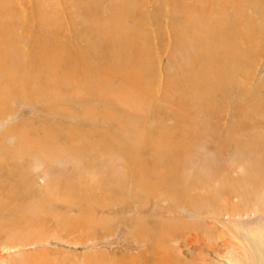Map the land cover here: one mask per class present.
<instances>
[{"label":"rangeland","instance_id":"rangeland-1","mask_svg":"<svg viewBox=\"0 0 264 264\" xmlns=\"http://www.w3.org/2000/svg\"><path fill=\"white\" fill-rule=\"evenodd\" d=\"M3 1L11 4L13 1L21 2ZM28 2H34L38 7L51 6L55 28L60 30L61 35L56 32V36L42 35L41 38L40 28L33 32V35L22 34L19 29V36H0V71L6 67L8 72L18 73V81L15 83L19 84L17 97L13 94L4 101L2 96L8 86H1L0 83V142L4 146V150H0V179L4 182H0L4 185L3 188L0 186V199H14L17 200V205L19 203V214H5V217L1 218L6 224L4 232L0 235L1 246L19 245L5 248L6 250L0 247V264H222L226 262L224 256L231 257L232 253L241 258L244 264H255L254 256L261 255L264 250V190L245 186L246 191L250 190L253 194L250 195L249 203L245 201L247 198L244 189H241L242 194L238 196L239 192L224 196L225 198L217 194L212 198L216 203L202 201V210L201 207L197 209L200 211L183 205L185 199H167L165 193L158 197L146 196L143 193L132 196L129 192L132 179L131 176L127 177L128 169L123 157L113 154L109 149L104 153L101 151L104 147L102 141L106 137L110 136L108 142L114 140L113 133L118 130V122L106 119L103 114H89L91 109L98 112L103 108L104 111L105 105H113V97H109L107 93L102 95L96 87L89 93L83 92L80 97L81 93L71 87L72 83L62 78L64 70L72 72V68H63L59 61L65 59L72 66L78 62L80 66H76L80 75L87 73L85 70L88 63L96 66L101 72H110V55L106 54L103 58L102 52H107L100 43L103 39L98 37L99 34L102 35L103 23L104 30L109 33H125L129 27L135 26L137 30L140 29L137 37L143 39L141 43L148 52L147 59L151 61L155 96L161 94L158 89L167 73L171 74L180 69L179 61L175 64L179 57L177 51L190 53L196 58L200 55L219 56L221 52L227 54L230 47L229 53L235 52L237 55L244 53L242 47L245 46L249 52L246 76L242 79L248 77L247 86L249 85L251 90H259L263 95L264 0H176L177 4L172 0H135L138 4L135 10L137 20L126 17V12L125 16L119 19L118 15H111L113 10L118 12L119 7L113 9L108 0H22L24 13L18 10L17 18L20 20L25 15L24 6H28ZM159 2L165 3L168 8L165 5H156ZM224 2L228 3L225 4L228 9L222 7ZM172 3L175 4L173 7ZM125 4H130L131 7V0ZM85 5L89 9L93 8L92 13L87 12ZM130 7L128 6V9ZM153 8L155 11H152ZM132 11L134 10L131 8L129 12ZM14 13L18 15L17 10H14ZM215 18H219L220 22L217 20L216 23ZM226 22H234L237 35L226 37L225 32L231 29L229 26L225 27ZM11 25L12 23L9 24L10 27ZM119 25L125 29L117 31ZM14 27L17 28L16 24ZM34 27H37V24ZM210 27L211 32L215 31L213 35L207 33ZM97 28L99 31H96ZM98 44L100 45L97 48ZM208 44L209 47L214 45L210 51L200 49V46ZM190 60L192 62H189V65L195 70L193 57ZM51 75L57 78V87L60 89L47 90L42 96L40 92H36L38 96L33 97L30 90L23 91L24 87L20 88L21 80L25 87H46L45 83L54 82L52 77L49 80ZM25 76H29L31 80L29 85L26 84L27 80H23ZM74 77L73 80L78 82L76 75ZM118 81H111V90H115L120 83ZM51 97L66 98L52 102L55 99ZM223 97V108L216 115L206 116L205 111L198 113L191 108L193 114L189 113L190 120L172 117L166 119L167 117L161 115L147 117L146 125L153 133H147V142L152 141L151 136L155 135L154 131L157 130L163 134L165 129H168L174 135L172 138L178 140L185 139L189 132L190 135H197L194 134L196 123L207 120V141L201 144L192 157L190 156L192 162L187 172L197 171L195 166L200 170L205 164V159H212L213 164L220 166L226 161V165L223 163L222 167L227 171V177L238 179L256 160L255 153L249 156L235 151L234 155V150L230 147L224 155L218 153L225 138L222 135L225 136L230 127H239L243 120L240 110L235 107L231 109L230 104L229 107L225 106L227 103L224 101V94ZM58 108L64 110V115L57 112ZM125 116L129 117L127 114ZM203 116H206L205 119ZM208 121L213 123L212 130L207 126ZM14 128H17V134L10 135L8 132ZM83 143H94L98 151L93 152L92 148L83 146L84 152H79L76 148ZM152 148L153 146L149 150L140 151L147 159H151ZM122 165H125V168ZM253 165L256 164L253 163L252 168ZM117 175L122 178H119L118 183L111 184ZM213 183L214 181L211 185L216 187V181ZM5 187L7 193H3L6 192ZM196 193L200 194L201 191L197 190ZM239 196H242V199ZM235 205L239 206L238 211H241L230 212L237 209ZM16 236H19V241H13ZM255 239L260 240L258 245ZM246 247L249 251L244 249ZM257 249L259 251L252 257V250ZM262 257L264 255L261 256L260 264H264Z\"/></svg>","mask_w":264,"mask_h":264},{"label":"bare ground","instance_id":"bare-ground-1","mask_svg":"<svg viewBox=\"0 0 264 264\" xmlns=\"http://www.w3.org/2000/svg\"><path fill=\"white\" fill-rule=\"evenodd\" d=\"M90 1H94V0H90ZM108 1L111 2V6L114 7L113 9H115L116 7H119V11L116 12L117 10H113L111 15L114 16L116 14V16L118 15V19H119L125 16L124 12H126L127 14L126 17H129V19L132 18V20L136 19L137 13L135 10L138 4L135 3V0H131V3H132L131 7H130V4H128L130 9L132 8L134 10L132 12H129L130 9H128L127 4H125V2H127L128 0H108ZM174 1H175V4H177L176 0H172V2ZM98 2H100V0H98ZM37 3L39 4V1ZM38 4H35L34 2H28V6H24L25 15L23 16L22 20H20L17 17H19V11L22 10V12L24 13L22 0L21 2L18 1L17 3L16 1L15 2L13 1L12 4L11 2L6 3L3 0H0V36H3V37L4 36H8V37L19 36V29L22 34L33 35V32L35 33V31L39 30L40 28H41L40 30L41 34L39 32L40 37L42 35L43 37H48V36H51V34L53 36V34H55L56 32H58L59 34L60 30L56 29L54 25L55 19H53V16L51 14V9H52L51 6L38 7ZM175 4L172 3V7ZM225 4H228V3L224 2L221 5H223L222 7L228 9V6L225 7ZM156 5H161V6L165 5L167 7L165 3L162 4L161 2H159ZM169 7H171V3L169 4ZM155 8L159 9V7L157 6H155ZM85 9L87 10L88 13H92L93 8L89 9L85 5ZM14 10H17L18 12L17 16L15 15ZM181 10H183V7L181 8ZM152 11H155V9L153 8ZM86 16L88 17V15ZM217 20L220 22L219 18L217 19L215 18L216 23H217ZM10 22L12 23L11 27L9 26V24H11ZM87 22H90V21H87ZM221 22L223 21L221 20ZM15 24L17 28L14 27ZM36 24H37V27H34ZM122 24L124 25V23ZM201 25H203V23ZM58 26L59 25H57V27ZM227 26H229V28L231 29L225 32L226 37H234V35L236 34L234 22H231L228 24L226 22L225 27ZM88 27L90 29V26ZM102 29H103L101 30L102 35L99 34L98 37H101V39H103V41L100 40V43L105 47L106 52H107V53H105L104 51H103L104 53L102 52V55H104L103 58H105L108 54L110 55L108 59V61L111 60V67H109L108 69L110 72H101V70L97 69L96 66L90 65L87 61L88 68L85 70L87 71V73L86 74L83 73V75H80L78 74V66H76V64L80 66L78 62L74 63L75 65L73 64V66L71 65L70 62H67L65 59L64 60L61 59L59 62H60V66H62L63 68H68V69L72 68V72H67L66 70H64V76L62 78L64 80H67L68 83L70 84L72 83L71 85L73 86L71 87L73 88L75 87V90H78L79 93H81L80 97L82 96L83 92L87 91L89 93L92 89H95L94 87L98 88L102 92V95H105L107 93L109 97L111 98L113 97L112 98L113 102H111L113 105H109V106L105 105L104 111H103V108L101 109V111H98V112L94 109H91L89 114H91V112L95 116H99L103 114V116H105L106 119L111 120V121L116 120V122H118V125H119L118 130L116 129L117 131L113 133L114 140L108 142V140H110L109 139L110 136L106 137L102 141L104 142L102 144V146L104 147L101 149V151L102 153H104L105 150L109 149L113 152V154L121 155L123 157L124 164L127 166V169H128L127 177L130 178L131 176V179H132L130 180L132 187L129 190L132 196L137 195L138 193H143V194H146V196L155 195V197H158V195H160L161 193L163 195L165 193L167 199H171V198L177 199V200L185 199L183 205L190 207L193 210L200 211V210H197L199 207H201V210H202L203 205L200 203L202 201H204V203L206 202L216 203V201L212 198L215 197L217 194L224 197V196H228L231 194L235 195V192H239V194H237L238 196L242 194L241 189H244V193L247 198L245 199V201L249 203V201H251L250 195H253V194L250 190L246 191L245 186L250 185L251 188H260L264 190V94L262 95L261 93L258 92L259 90H256L255 88L251 90L249 85L247 86V84H249L248 77L245 79H242L243 77L246 76L245 74H246V69H247L246 60H248L247 52L249 51L246 49V46L242 47V50L244 51V53H240L236 55L235 52L229 53L230 47L226 43V45L229 47V48L227 47L228 48L227 54H223V52H221V55L219 54V56H217L216 54L209 55V56L200 55L196 58L194 57V55L191 56L190 53L186 52L184 54L180 52V50L177 51V55L179 57L176 59V62L175 61L174 62L176 64L177 61H179L180 69L179 71L176 70V72H173L171 74L167 73L165 79L162 80V83L160 84L159 89H158L161 94L159 96L158 95L155 96L153 92L154 87H153L152 78H151L152 77L151 61L147 59L149 58L147 56L148 52H146L145 48L143 47L144 45L141 43L143 39L141 38L142 39L141 40L140 37H137V35H139L140 29L137 30L135 26H132V27H129L128 30H125V33H120V32L112 33V31L110 30L109 31L111 33H109L104 30V23H103ZM116 29L117 31H119V29H125V27L119 25ZM211 29L212 27H210L208 29L209 31H207L209 35L210 33L211 35H213L212 33L215 32V31L211 32L210 31ZM96 31H99L98 28ZM204 31L205 30L203 29V32ZM207 33H205V37ZM199 35L200 33L197 36L199 37ZM209 35L207 36L209 37ZM209 44L211 45V42ZM209 44L204 47L200 46V49L202 48V51L203 49H205L206 52L208 50L210 51V49L213 48L214 45L209 47ZM99 45L100 44L97 45V48ZM233 47H235V45ZM221 48L220 50H222ZM183 54L184 56H181ZM196 54H198V52ZM181 57H182V61L180 62ZM191 57H193L195 61V67H196L195 70H193V67L189 65L190 64L189 62H192L190 60ZM8 59H10L9 56H8ZM15 64L17 65V62ZM5 68L3 71H0L1 86H4V85L8 86V89L5 90L6 93H4V90H2L4 93L2 96V100L4 101L8 100L10 96H12L13 94H16L15 97H17V93L19 92V84L15 83L16 81H18L16 80L18 78L17 76L18 73L15 74V72H8V70H6ZM74 75H76L78 82L73 80ZM51 77L53 78L54 82L49 83V84L45 83L44 85L47 88L43 86L39 87L37 85L25 87V84L22 82V80L20 81L21 82L20 88L24 87L23 91L30 90L31 93H33L32 94L33 97L38 96L36 92H40L42 96L47 90L50 91L53 88L54 89L57 88V90L60 89L57 87V80H56L57 78L51 75L49 76V80L51 79ZM23 80H27L26 81L27 85L31 83L29 76H25ZM115 80L116 81L119 80L120 83L113 91L110 88L111 81H113L114 83ZM78 83L80 85H77ZM223 94L225 95L224 101H226L227 103L225 106L229 107V104H230L231 109L235 107V109L240 110L243 116L241 117V119L243 120H242L241 125L239 127H236L238 130L236 128L231 129L230 127L228 128L229 132H227L226 135H225V132L223 131V134L225 136L222 135V137H225V138H224V141L222 140L223 143L221 145L218 144L220 145L219 150H221L218 153H222L224 155L226 152H228L227 150L229 149V147L231 150L233 148L234 150L233 153L235 151H238V153H242L244 155H249V156H252L255 153L254 156L256 160H254L253 163H255L256 165H253V168H252L253 163H251L250 164L251 167H248L245 173H243L240 177H238V179L234 177L233 178L227 177V174H226L227 171H225V168L222 167L224 165L223 163H225L226 161L221 163L222 166H220L217 164H213L212 159H205V164L202 165V168L200 170L198 169V166H195V168H197V171L195 169H194L195 171L192 170V172L194 171L195 173L187 172L188 170L187 168L189 167V164L192 162L191 157L193 153H196L199 147L201 146V144L204 141L205 142L207 141V138H206L207 135L205 134V121L207 120L203 122H199V123L198 122L196 123L195 121L196 123L195 126L197 127L196 129L194 128V134L196 133L197 135H190L191 133L189 132L188 135L185 137V139L182 138L181 140L180 138V140H178L176 138H172V136L174 135L170 133L168 129L167 130L165 129V132L163 134L160 132V130H157V131H154L155 135L151 136L152 141L147 142L148 140L147 133L151 132V130L149 131L150 128H148L146 125L147 117L149 118L151 117V115H153V117H158L161 115L165 118L167 117L166 119H168L169 117L171 119L172 117V119L181 118V119L186 120V118H188L189 113L190 115L192 113L191 108H193L194 110H197L198 113H202L203 111H205L206 116L216 115L223 108V98H224ZM56 95L58 96V93H56ZM60 98L65 99L66 97H56V98L51 97V99H55L52 102L60 101ZM49 105H51V103H49ZM128 108L130 110H128ZM189 108H190V111H189ZM225 110L226 109H224V111ZM87 111H89V109H87ZM57 112L64 115L63 113L64 110L62 108H58ZM65 112L67 111L65 110ZM125 114H127V116L129 117H126ZM205 117L203 116V119H205ZM178 119L176 120L178 121ZM207 126H209L211 130L213 129L212 122L208 121ZM11 129L8 132L10 135L17 134V128H14L13 130ZM189 131H190V128H189ZM151 134L153 133L151 132ZM0 141H2L1 136H0ZM83 146L92 148L91 150L93 152L98 151L96 150L94 143H83L82 145L79 144V147L77 146L76 149L79 150V152L81 151L84 152ZM152 146L153 148L150 154L151 155L153 154V155L152 156L150 155L151 159H147L146 155L140 150L143 149L146 151V150H149L150 147ZM2 148L4 150V146L0 142V150H2ZM125 165H122V167L125 168ZM119 167L121 168V166ZM104 173H106V171ZM0 176H2V174ZM120 177L122 178L121 175L120 176L117 175L114 183L113 182H110V183L111 184L118 183ZM127 177H126V180H127ZM2 181L3 180L0 179V182ZM213 181L214 183L216 181L217 183L216 187L214 185L213 186L211 185ZM2 185L3 184L0 183V186L3 188L4 185L3 186ZM1 187H0V191L2 192ZM6 188L7 187H5V191H6ZM197 190L201 191V193L197 194L196 193ZM3 193H7V191ZM1 196L3 195L1 194ZM239 197H241L242 199V196H239ZM262 199H264V196L262 197ZM16 202L17 200H14V199H0V235L1 233L4 232L5 230L4 227L6 225L4 224L5 222L1 221V218H4L5 214H10L12 216H14L15 213L19 214V203L17 205ZM237 207L239 208V206ZM238 208L235 210L233 209L230 212L234 213V211L235 212L238 211ZM260 235L262 234L260 233ZM13 241H19V236H16ZM255 241L257 243L256 245H258V242L260 240L255 239ZM17 245H19V243ZM17 245H11L10 247H7V245L1 246L0 244V247H2L3 249L5 248L10 249V248L16 247ZM244 249L246 251H249L247 247ZM257 251L259 250L258 249L252 250V254H251L252 257L253 255L257 253ZM232 254L233 255L231 257L224 256V259L227 263L224 262L222 264H244L241 258L237 257V255L234 253ZM262 255H264V250H262L261 255L254 256L253 258L254 261L253 260L252 261L255 264H260L261 262L260 259Z\"/></svg>","mask_w":264,"mask_h":264}]
</instances>
